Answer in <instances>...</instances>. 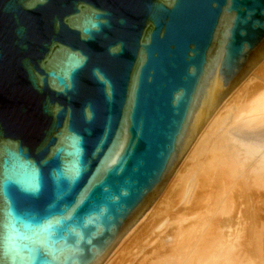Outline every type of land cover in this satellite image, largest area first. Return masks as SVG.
<instances>
[{
  "label": "water",
  "instance_id": "95a60500",
  "mask_svg": "<svg viewBox=\"0 0 264 264\" xmlns=\"http://www.w3.org/2000/svg\"><path fill=\"white\" fill-rule=\"evenodd\" d=\"M262 56L264 0H0V264H103Z\"/></svg>",
  "mask_w": 264,
  "mask_h": 264
},
{
  "label": "bare ground",
  "instance_id": "6f19581e",
  "mask_svg": "<svg viewBox=\"0 0 264 264\" xmlns=\"http://www.w3.org/2000/svg\"><path fill=\"white\" fill-rule=\"evenodd\" d=\"M259 61H258L259 63L257 62L256 65L254 66L253 72H247L246 78L244 80L238 81V85L236 88L230 89V95L224 96L220 107L213 113L212 116H210V118L206 122L205 129L199 130L198 131L199 133L197 132L196 136H198V137H196L193 146H187L186 151L184 153L185 155L183 156V159H182V162L180 165H178V167H176V171L173 172L174 173L173 179L171 180V183L168 186L169 188L172 187L173 184L176 182L177 178L179 177V175L182 173L183 169L191 163H196V162L200 161L201 158L204 156L205 152L208 151V153H209L208 159L203 161L204 165H203V163L201 164V165H203L202 168H204L205 170H202V168H201L200 171H202L203 175H206L203 171L208 170L209 173H213V172H215V169L218 168L217 173H219V174L215 177L218 178V176L220 175L219 176L220 177L219 178L220 179L219 184L221 187V191L223 192V193L221 192L222 196H223V201H222L223 203L221 202L222 206L220 203L221 207H220L219 211L215 213V215H216L214 217L215 221L212 218L214 221L213 224L210 226L208 225L209 226L208 228L206 227L208 229V231H207L208 233L206 232L207 237H205L204 240L206 239L207 241L205 240L206 242L203 243V244L206 243V245L202 244L203 246H201L200 245L201 243L199 244L201 246V249H200V251H199V248L197 250L198 256H199V259L197 260L198 264H264V257H263V253H262V249H261V245H260L261 241L259 240L261 237L258 236L259 233L257 232V229H256V214L255 213H257V209L254 208V210H250V208H249L250 206L248 203L249 198L247 199L248 195L245 194L243 187L241 186V185H243V183L240 185L239 183H237L234 180L233 183L231 184L230 188L226 187L224 184L225 183L224 176L226 175V170L231 168V173H233V172L235 173V167L233 166V164L235 162V158H237L236 156L238 153V154H242L241 158H242V164L244 165V167L245 166H248V167L252 166L251 168H253L252 170L254 172L251 170V168H248L249 169L248 171L251 170V172H247V173H251V175L254 176L251 178V179H254L252 182L255 183L256 186L259 187V189L260 188L264 189V129H263L264 127H262L264 123L261 121L260 122L261 124H259V123H256L254 121L258 117V114L259 113L262 114V112L264 111V56H262L259 59ZM245 118L246 119L249 118V120L247 121ZM259 118L261 120V117H259ZM260 125H262V126H260ZM213 145H215L214 148H213ZM237 150H240L241 153L236 152ZM215 153H218V154L220 153L219 159H218V157L215 158V156H214ZM213 157L215 158V160ZM216 159H218V160L216 161ZM196 167H198V165ZM193 170H190V171H193ZM193 172H191V174ZM196 172H195V174L197 175L198 173H196ZM252 172H253V174H252ZM191 174L189 176H191ZM187 175H188V172H187ZM193 175L190 178L188 177L189 179L186 178L188 181L184 180L188 183L187 187H186V183L184 185L187 188V190H184L185 188L182 190V192L184 191V193H182L181 195L184 194V197L185 196L191 197V195L193 194V192H191V191H193V188L195 189L196 182H197V181H195L196 176L194 177ZM203 175H201V176H203ZM213 175H214V173H213ZM238 175H241V173ZM238 175H237V177L239 178ZM243 175H244V173H243ZM210 176L213 178L212 174L211 175L209 174V177ZM193 177H194V179H193ZM197 177H198V175H197ZM204 177L205 176H203L201 178L204 179ZM207 177H208V175H206V178ZM209 177L207 178V180L209 179ZM215 177L213 179L217 180ZM199 178H200V175H199ZM238 178H236L237 181H238ZM214 180L210 179V181H214ZM239 181H240V179H239ZM252 182L250 184H252ZM214 183H215V181H214ZM216 183H218V181H216ZM165 184L166 183H164V186H165ZM209 184H211V183H209ZM209 184H207V185H209ZM214 185H216V184H214ZM211 186H213V185L211 184ZM252 186H254V185H252ZM208 187H210V186H208ZM208 187H206V188H208ZM248 187H250V186H248ZM200 188H202V185ZM206 188H205V190H206ZM209 190H213L212 187ZM190 193H192V194L190 195ZM207 193H209V191ZM207 193H206V197L210 196L209 195L210 193L208 195H207ZM217 193H220V192H217ZM222 196H220V197L222 198ZM159 197L160 196L156 197L155 199H153L150 202V204L146 208V211L147 212L149 211L148 213H145V215H142L141 217L138 216L140 218L137 217L136 223H130L129 229L127 231H123V233L121 234V237L117 240L116 246H118V247H116V246L112 247V249L109 251V253L105 256L103 264H125V262L128 263L125 259V257H126V252H125L126 246L125 245L128 242H130L131 239L134 238V236H137V232L139 231L140 226L145 224V222L147 223L150 220V218L154 214L157 206L162 201V199H159ZM190 197H188V198H190ZM198 197H199V195H198ZM182 198H183V196H182ZM157 200H159V201L157 202ZM193 200H195V199H193ZM200 201H202V200H200ZM218 201H220V200H218ZM188 202L185 201V205H183V206H186V203L188 204ZM263 202H264V200H263ZM199 206L200 205H198V207ZM257 208H258V206H257ZM193 209H194V207H193ZM193 209H192V212L195 210V209L194 210ZM263 209H264V205H263ZM179 213L178 214L176 213V215H179V216L181 215L180 219H182V220L184 219L187 221L188 215L185 216V218L187 217V219H185L183 217L184 214L182 213V211H181L182 214H179ZM189 216L192 217L193 214L191 213V215H189ZM181 217H183V218H181ZM176 219H175V222L177 221ZM180 219H179V221H180ZM173 220H174V218H173ZM182 220L179 223L185 222V221L182 222ZM165 222H167V221L165 220ZM168 222H170V221H168ZM175 222L173 221V223H175ZM177 222H176V224H177ZM211 222H212V220H211ZM179 223H178V225H179ZM166 225H168V224H166ZM172 225H174V224H172ZM164 226L165 225H163V228L161 227L163 229V231L161 230L160 233L165 232V229L167 227L164 228ZM179 226H181V225H179ZM261 226L262 225H260V227L258 226L260 228V229L258 228L259 231L261 230ZM153 227H155V226L153 225ZM194 228H196V227H194ZM181 229H182V227H181ZM178 230L181 231L180 229H178ZM204 230H205V228H204ZM204 230H203V232H204ZM172 231H173V229H172ZM149 232H152V231L150 230ZM183 232H184V230L182 231V233ZM178 233H181V232H178ZM178 233L176 235H178ZM182 233L180 235H182ZM184 233H183V237H184ZM261 233L262 232H260V234ZM149 235H150V233H149ZM186 235L187 234L185 233V237H187ZM138 236H140V235H138ZM143 236H145V235H143ZM178 236H177V239L179 238V241L181 239L184 240L182 236H181V239ZM122 237H123V240L121 241ZM147 237L148 236H146L145 239ZM166 237H169L168 240L171 239L170 236H166ZM154 238L157 239V237H154ZM186 239L187 238H185V240ZM142 240L144 241V239H142ZM119 241H120V243H119ZM175 241L177 244V240H175ZM179 241H178V243H179ZM202 241H203V238H202ZM152 242H155V241L153 240ZM212 242H214V243L212 244ZM118 243H119V245H118ZM135 243H136V240H135ZM147 243H148L147 245L149 246V241ZM166 243H168V242H166ZM166 243H165V246H166ZM174 244H175V242H174ZM145 247H144V249H146ZM130 248H128V249H130ZM171 248H173V247H171ZM140 249H138V250L140 251ZM144 249H142V250H144ZM151 249L153 250L155 248L152 247ZM151 249L145 253H142L138 257L136 264H149L150 263L149 253H150ZM160 249L161 248H159V250ZM138 250H136V251H138ZM132 251L133 250L130 249V252H132ZM139 251L137 252L138 254H136V255H139V253H141V251L140 252ZM165 253H167V252H165ZM173 253H175V251H173ZM150 255H151V253H150ZM135 256L132 255V257H135ZM177 256H174V257H176V259H177L178 258ZM172 257H173V255H172ZM172 257H171V260H172ZM183 258H184V256H183ZM176 259L174 258L173 261H176ZM167 261H168V259H167ZM169 262H170V260H169ZM186 262L188 263V261H186ZM131 263H132V261H131ZM171 263H173V262H171ZM177 264H179V263H177ZM181 264H183V263H181Z\"/></svg>",
  "mask_w": 264,
  "mask_h": 264
},
{
  "label": "rangeland",
  "instance_id": "374dc122",
  "mask_svg": "<svg viewBox=\"0 0 264 264\" xmlns=\"http://www.w3.org/2000/svg\"><path fill=\"white\" fill-rule=\"evenodd\" d=\"M261 61V60H260ZM259 61V62H260ZM258 62V63H259ZM241 108V107H240ZM213 115V114H212ZM211 115V116H212ZM261 115V116H260ZM259 117H261V120H260V118ZM252 118V117H251ZM259 118V119H258ZM246 119V118H245ZM255 119V118H254ZM247 121L249 120V118H247L246 119ZM251 120V119H250ZM256 123H259V124H261L260 122L262 121L263 123H264V111L262 112V114L261 113H259L258 114V117L254 120ZM258 121V122H257ZM262 123V124H263ZM260 126H262V125H260ZM262 127H264V124H263V126ZM264 129V128H263ZM199 133V132H198ZM196 137H198V136H196ZM196 139V138H195ZM214 146L215 145H213V148H214ZM188 150V149H187ZM236 152H239V153H241L240 152V150H237ZM185 155V154H184ZM183 155V156H184ZM208 155H209V153H208V151L207 152H205V154H204V156L201 158V160L200 161H198V162H196V163H191V164H189L187 167H183L184 169H183V171H182V173L179 175V177L177 178V180H176V182L173 184V186L172 187H168L169 186V184L171 183H166L165 184V186L163 187V189H162V191H161V194L159 195L160 197H159V199H162V201L159 203V205L157 206V208H156V210H155V212H154V214L152 215V217L150 218V220L146 223L145 222V224H143V225H141L140 226V229H139V231L137 232V236H134V238H132L131 239V241L130 242H128L125 246V252H126V257H125V259H126V261L129 263V264H136L137 263V260H138V257L142 254V253H145V252H147L148 250H150L152 247H154L155 249H151V251H150V253H151V255H150V253H149V260H150V263L149 264H177V263H179V264H181V263H183V264H198V262H197V260L199 259V256H198V252H197V250H198V248H199V251H200V249H201V246H203V245H206V243L205 244H203L204 242H206L205 240H204V238L205 237H207V231H208V227L210 226V225H212L213 224V222L215 221V219H214V217L216 216L215 215V213L216 212H218L219 211V209H220V207L222 206V201H223V196H222V191H221V187H220V184H219V182H220V175L218 176V178L217 177H215V176H217L219 173H217V169L218 168H216L215 169V172H213L214 173V175H213V173H209L208 172V170L207 171H203L206 175H208V177H209V174L211 175L212 174V176H213V178L215 177L217 180H214L211 176V178L209 177V181L207 180V178H206V175H203L202 174V171H200L201 170V168L203 167V165H204V162L203 161H205V160H207L208 159ZM241 155L242 154H238L237 153V158H235V162H234V164H233V166L235 167V173L233 172V173H231V168H229V169H227L226 170V175L224 176V181H225V186L226 187H231V184L233 183V181L235 180L237 183H239L240 185L243 183V185H241L242 187H243V190H244V192H245V194L246 195H248L247 196V199H248V203H249V208H250V210H254V208H256L257 209V213H255L256 214V229H257V232L259 233V237H261L259 240L261 241V243H260V245H261V249H262V253H263V257H264V209H263V205H264V202H263V200H264V189H259V187L258 186H256V184L255 183H253L252 181L254 180V179H251L252 177H254V176H252L251 175V173H247V172H251V170L253 169V168H251L250 166L248 167V166H245L244 167V165L242 164V158H241ZM214 156H215V158H217L218 157V159H219V156H220V153L218 154V153H215L214 154ZM211 157V156H210ZM214 158V157H213ZM215 158H214V160H215ZM183 159V158H182ZM218 159H216V161L218 160ZM181 162H182V160H181ZM200 163V164H199ZM203 163V165H201ZM181 164V163H180ZM179 164V165H180ZM198 165V167H196ZM201 166V167H200ZM178 167V166H177ZM246 169H244V168ZM248 168H251V170L250 171H248L249 169ZM194 169V170H193ZM198 169V170H197ZM190 170H193V171H190ZM202 170H205L204 168H202ZM244 170V171H243ZM176 171V168H175V170H174V172ZM197 171V172H196ZM253 171V170H252ZM187 172H188V175H187ZM191 172H193L192 174H191ZM195 172L196 173H198L197 175H198V177H197V175L195 174ZM200 172V173H199ZM244 173V175H243V173ZM254 172V171H253ZM253 172H252V174H253ZM241 173V175H238V174H240ZM174 174V173H173ZM191 174V176L193 175L194 177L196 176V179H195V181H197L196 182V186H195V189L193 188V191H191V192H193V194L192 193H190V195H191V197L190 196H188V197H190V198H188L187 196H185L184 197V194L183 195H181L182 193H184V191L182 192V190L184 189V190H187V186H188V183L186 182V181H184V180H187L186 178H190L191 176H189ZM199 175H200V178H199ZM201 175H203V176H205L204 177V179L203 178H201V177H203V176H201ZM237 175L239 176V178L237 177ZM174 176V175H173ZM173 176H172V179H173ZM243 176V177H242ZM194 177H193V179H194ZM188 178V179H189ZM206 178V179H205ZM236 178H238V181L236 180ZM171 179V180H172ZM210 179H212V180H214L215 181V183H214V181H210ZM239 179H240V181H239ZM245 179V180H244ZM247 179V180H246ZM251 179V180H250ZM188 181V180H187ZM194 181V182H195ZM199 181V182H198ZM216 181H218V183H216ZM249 181V182H248ZM202 184H201V183ZM211 183L213 186H211V184H209V183ZM252 182V184H250ZM185 183H186V187L184 186L185 185ZM168 184V185H167ZM195 184V183H194ZM204 184V185H203ZM207 184H209V185H207ZM214 184H216V185H214ZM201 185H202V188H200L201 187ZM250 186V187H248V186ZM252 185H254V186H252ZM168 188H167V187ZM208 186H210V187H208ZM248 188H247V187ZM206 187H208V188H206ZM211 187H212V189L213 190H209V189H211ZM215 187V188H214ZM182 188V189H181ZM199 188V189H198ZM205 188H206V190H205ZM219 188V189H218ZM246 188V189H245ZM165 189V190H164ZM168 189V190H167ZM178 189V190H177ZM201 189V190H200ZM216 189V190H215ZM200 190V191H199ZM246 190V191H245ZM196 191V192H195ZM209 191V193H207ZM211 191V192H210ZM249 191V192H248ZM163 192V193H162ZM186 192V191H185ZM217 192H222L221 194L220 193H217ZM166 193V194H165ZM205 193V194H204ZM206 193H207V195L209 194L210 196H207L206 197ZM212 193V194H211ZM216 193V194H215ZM186 194V193H185ZM215 194V195H214ZM219 194V195H218ZM198 195H199V197H198ZM202 195V196H201ZM224 195V194H223ZM182 196H183V198H182ZM204 196V197H203ZM220 196H222V198L220 197ZM175 197V198H174ZM220 197V198H219ZM258 197V198H257ZM207 198V199H206ZM181 199V200H180ZM189 199V200H188ZM193 199H195V200H193ZM186 202H188V204L186 203V206H183V205H185V201ZM188 200V201H187ZM200 200H202V201H200ZM218 200H220V201H218ZM159 200H157V202H158ZM200 201V202H199ZM251 201V202H250ZM180 202V203H179ZM222 202V203H221ZM200 203V204H199ZM220 203H221V206H220ZM161 205V206H160ZM167 205V206H166ZM176 205V206H175ZM198 205H200L199 207H198ZM173 206V207H172ZM194 207V209H193V207ZM196 206V207H195ZM257 206H258V208H257ZM184 207V208H183ZM205 207V208H204ZM185 210H183V209ZM192 209L194 210L193 212H192ZM203 209V210H202ZM181 211H182V213L184 214L183 215V217L185 218V216H187L188 215V219H187V217L185 218V219H187V221L186 220H182V219H180V216L179 215H176V213L178 214L179 212V214H182L181 213ZM149 212V211H148ZM147 211L145 212V213H148ZM172 212V213H171ZM186 212V213H185ZM159 213V214H158ZM191 213L193 214V216L192 217H190L189 215H191ZM201 214V215H200ZM166 215V216H165ZM166 217V218H165ZM183 217H181V218H183ZM173 218H174V220H173ZM177 218V219H176ZM197 218V219H196ZM214 219V221H213V219ZM164 219V220H163ZM172 219V220H171ZM175 219L178 221H176L177 222V224H176V222H175ZM179 219H180V221H179ZM165 220L167 221V222H165ZM181 220H182V222H184V223H179V222H181ZM211 220H212V222H211ZM152 221V222H151ZM160 221V222H159ZM168 221H170V222H168ZM173 221L175 222V223H173ZM210 221V222H209ZM164 222V223H163ZM209 224H208V223ZM178 223H179V225H181V226H179L178 225ZM166 224H168V225H166ZM172 224H174V225H172ZM146 225V226H145ZM149 225V226H148ZM153 225L156 227H153ZM157 225V226H156ZM163 225H165L164 226V228H166L165 229V232H161L160 233V231L162 230L163 231ZM172 225V226H171ZM193 225V226H192ZM195 225V226H194ZM206 225V226H205ZM209 225V226H208ZM260 225H262L261 226V230L259 231V227H260ZM178 226V227H177ZM186 226V227H185ZM259 226V227H258ZM162 227V228H161ZM181 227H182V229H181ZM194 227H196V228H194ZM207 227V228H206ZM153 228V229H152ZM184 228V229H183ZM204 228H205V230H204ZM259 228V229H258ZM263 228V229H262ZM146 229V230H145ZM172 229H173V231H172ZM178 229H180L181 231H179ZM152 231V232H149V231ZM171 230V231H170ZM184 230V232L187 234L186 236L187 237H185V233H184V237H183V233H182V231ZM203 230H204V232H203ZM181 232L182 233V235H180L181 233H178V232ZM194 231V232H193ZM142 232V233H141ZM175 232V233H174ZM207 232V233H206ZM260 232H262L261 234H260ZM141 233V234H140ZM149 233H150V235H149ZM178 233V235H176ZM203 234V235H202ZM138 235H140V236H138ZM143 235H145V236H143ZM158 235V236H157ZM170 236V238L172 239H170V240H168L169 239V237H166V236ZM203 237H202V236ZM206 235V236H205ZM126 236V235H125ZM124 236V237H125ZM146 236H148L146 239H145V237ZM172 236V237H171ZM177 236L178 237H180V239H181V236L183 237V239L184 240H180L179 241V238L177 239ZM139 237V238H138ZM142 237V238H141ZM151 237V238H150ZM154 237H157V239L156 238H154ZM164 237V238H163ZM176 237V238H175ZM193 237V238H192ZM141 238V239H140ZM154 238V239H153ZM167 240H166V239ZM185 238H187L186 240H185ZM201 238V239H200ZM202 238H203V241H202ZM142 239H144V241L142 240ZM148 239V240H147ZM156 239V240H155ZM189 239V240H188ZM123 240V237L121 238V241ZM135 240H136V243H135ZM155 241V242H152V241ZM166 240V241H165ZM175 240H177V244H176V241ZM188 240V241H187ZM142 241V242H141ZM146 241V242H145ZM149 241V246L147 245L148 242ZM178 241H179V243H178ZM202 241V242H201ZM142 244H141V243ZM152 242V243H151ZM166 242H168V243H166ZM174 242H175V244H174ZM119 243H120V241H119ZM119 243H118V245H119ZM139 243V244H138ZM165 243H166V246H165ZM201 243V244H200ZM214 242H212V244H213ZM151 244V245H150ZM172 244V245H171ZM189 244V245H188ZM201 246H200V245ZM203 244V245H202ZM128 245V246H127ZM148 247H147V246ZM179 245V246H178ZM184 245V246H183ZM199 245V246H198ZM141 246V247H140ZM146 246V247H145ZM160 246V247H159ZM196 246V247H195ZM116 247H118V246H116ZM131 247V248H130ZM138 247V248H137ZM144 247L146 248V249H144ZM161 248L160 250H159V248ZM169 249H168V248ZM171 247H173V248H171ZM128 248H130L131 250H133L132 252H130V249H128ZM134 248V249H133ZM141 248V249H140ZM177 248V249H176ZM193 248V249H192ZM138 249H140V251H141V253H139V255H136V254H138L137 252L139 251ZM142 249H144V250H142ZM168 249V250H167ZM172 249V250H171ZM174 249V250H173ZM183 249V250H182ZM195 249V250H194ZM135 250V251H134ZM136 250H138V251H136ZM185 250V251H184ZM139 251V252H140ZM173 251H175V253H173ZM136 252V253H135ZM155 252V253H154ZM165 252H167V253H165ZM178 252V253H177ZM186 252V253H185ZM192 254H190V253ZM130 253V254H129ZM132 253V254H131ZM135 253V254H134ZM161 253V254H160ZM171 253V254H170ZM177 253V254H176ZM182 253V254H181ZM165 254V255H164ZM179 254V255H178ZM194 254V255H193ZM132 255H136L135 257H132ZM160 255V256H159ZM172 255H173V257H172ZM178 255V256H177ZM174 256H177L178 258L176 259V257H174ZM183 256H184V258H183ZM198 256V257H197ZM163 257V258H162ZM168 257V258H167ZM171 257H172V260H171ZM136 258V259H135ZM166 258V259H165ZM174 258L176 259V261H173L174 260ZM167 259H168V261H167ZM187 259V260H186ZM134 260V261H133ZM169 260H170V262H169ZM194 260V261H193ZM131 261H132V263H131ZM167 261V262H166ZM186 261H188V263L186 262ZM171 262H173V263H171ZM190 262V263H189ZM128 263H126L125 262V264H128Z\"/></svg>",
  "mask_w": 264,
  "mask_h": 264
}]
</instances>
